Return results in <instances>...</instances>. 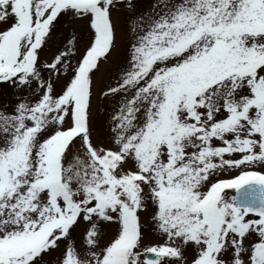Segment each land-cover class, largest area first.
<instances>
[{"label": "snow or ice", "instance_id": "snow-or-ice-1", "mask_svg": "<svg viewBox=\"0 0 264 264\" xmlns=\"http://www.w3.org/2000/svg\"><path fill=\"white\" fill-rule=\"evenodd\" d=\"M0 264H264V0H0Z\"/></svg>", "mask_w": 264, "mask_h": 264}]
</instances>
